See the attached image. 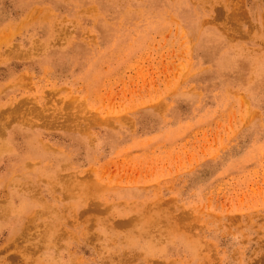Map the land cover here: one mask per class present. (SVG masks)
I'll return each mask as SVG.
<instances>
[{
    "label": "rangeland",
    "instance_id": "obj_1",
    "mask_svg": "<svg viewBox=\"0 0 264 264\" xmlns=\"http://www.w3.org/2000/svg\"><path fill=\"white\" fill-rule=\"evenodd\" d=\"M0 264H264V0H0Z\"/></svg>",
    "mask_w": 264,
    "mask_h": 264
}]
</instances>
